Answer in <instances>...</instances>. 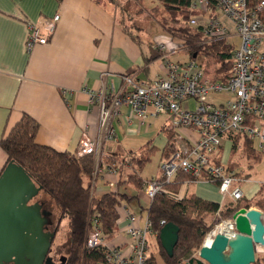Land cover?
<instances>
[{"label":"crops","instance_id":"1","mask_svg":"<svg viewBox=\"0 0 264 264\" xmlns=\"http://www.w3.org/2000/svg\"><path fill=\"white\" fill-rule=\"evenodd\" d=\"M56 15L60 16V21L48 44L35 45L29 50V25L43 27ZM161 36H168V41ZM160 43L176 49L177 55L186 54L185 42L175 40L156 21L148 31L128 29L110 1L0 0V142L27 114L39 124L37 143L59 152H77L85 136L100 137L99 109L90 104V97L84 89L121 91L125 88L124 77L130 74L138 81L149 82L164 77L167 68L165 53L157 48ZM183 43L184 47L181 46ZM158 51L161 57L148 62L151 54ZM161 116H165L166 123L159 125L158 132H151ZM149 120L153 123L148 124ZM113 126L117 141L103 142L102 149L106 153L137 151L152 141L161 157L167 144V135L162 129L170 126V118L161 114L142 123L131 117L129 106L124 104L119 108ZM116 145H121L123 150H117ZM162 164L161 158L159 176ZM6 165L7 156L0 145V174ZM130 170L127 166L125 172L128 174ZM117 181L118 175L101 169L95 185L96 194L109 191L112 183ZM128 192L131 201L124 202L119 208L117 232L111 239L104 240L105 247L117 248L126 254L130 251V236L126 232L128 213L135 215L139 226L144 228L148 216L144 217L143 210L147 212L149 207L141 202L142 195L146 196L144 191L130 185ZM180 193L184 197L195 195L221 206L225 203L218 186L205 181L184 185ZM39 197L38 200L42 201ZM52 213L53 227H56L57 212ZM64 221L69 233V222ZM63 222L53 247L62 246ZM260 251L259 256H264Z\"/></svg>","mask_w":264,"mask_h":264},{"label":"built area","instance_id":"2","mask_svg":"<svg viewBox=\"0 0 264 264\" xmlns=\"http://www.w3.org/2000/svg\"><path fill=\"white\" fill-rule=\"evenodd\" d=\"M189 10L196 13V16H191L189 24L202 27L205 43L226 41L233 46V68L228 82L214 78L205 66L195 60L189 63L172 61L170 57L178 51L160 43L157 48L165 53L167 68L164 77L149 82L127 75L124 77L125 88L121 91L84 89L90 97V104L99 109L100 137L85 136L77 152L81 156H94L95 175L98 176L103 142L117 141L113 121L122 105L129 106L131 117L142 123L150 117L165 114L169 116L170 126L178 138L174 153L163 160L161 176L145 182L144 192L148 199L152 201L160 194H168L178 200L185 198L180 192L175 194L166 188L182 173L196 179L185 182L183 186L199 181L219 182L223 203L227 199L237 202L245 198L241 183L247 180L237 170L222 164L220 152L225 141L233 146V138L240 137L252 140L254 148L264 154V20L261 17L264 4L253 8L248 0H191ZM59 21L60 16L56 15L43 27L29 25L27 48L47 45ZM225 21L231 24L232 30ZM234 39H238L240 45H236ZM190 100L197 104L194 111L189 109ZM108 170L118 175L116 170ZM116 184L112 183L110 190H115ZM128 217L126 232L130 236V251L126 254L117 248H107L108 262L150 264V238L156 236L151 223L147 219L146 226L142 228L135 215L129 212ZM226 223L230 229L225 234H233L232 217L222 221L221 225ZM165 225L166 222L162 221L161 226ZM220 232L217 227L204 244ZM104 240L97 221L87 239V247L104 246Z\"/></svg>","mask_w":264,"mask_h":264},{"label":"trees","instance_id":"3","mask_svg":"<svg viewBox=\"0 0 264 264\" xmlns=\"http://www.w3.org/2000/svg\"><path fill=\"white\" fill-rule=\"evenodd\" d=\"M61 1L58 0V2ZM158 2L167 13L174 17L175 22H184V26L177 27L176 33L185 42L186 54L190 56V59L197 61L201 56L212 58L218 65V80L228 82L233 68V46L226 41L204 42L202 27L189 24L190 16H192L189 10L191 0H158ZM248 2L253 8L264 4V0H248ZM261 17L264 20V10L261 12ZM159 51L153 52L148 62L161 57ZM39 128L37 121L25 114L3 137L0 145L7 156V164L13 161L20 165L36 185L42 187L39 198L48 210L57 212L58 231L63 220L69 222L67 245L52 246L50 255L58 264L62 256L66 257L65 264H109L107 247L103 245L87 247L89 234L94 223L98 221L106 239L115 236L119 208L124 202L131 201L129 186L136 187L138 191H144L146 181L142 178V172L157 149L152 146V141L137 151L127 153H106L103 148L98 169L116 170L118 181L115 190L96 194L95 185L99 175H95L94 156H81L78 152H59L51 147L40 145L36 140ZM162 130L167 135V144L161 158L167 160L175 151L178 137L171 126H165ZM233 140L232 152L234 153L240 147L239 144H242L244 153L253 161H258L264 155L254 148L253 141L248 138L234 137ZM127 166L131 169L128 174L125 172ZM228 167L231 170H237L233 163H229ZM187 181H196V179L179 173L173 183L166 188L176 194ZM214 184L219 186V182ZM263 192L262 189L255 198H243L237 202V205L227 206H221L195 195L181 200L168 194L157 195L150 202L147 211L151 230L156 235L154 238L156 244L151 250L149 259L150 264H158V257L163 264H181L184 260H188L200 250L206 236L213 230L214 225L206 221L207 217L221 215L228 219L239 210L249 209L252 206H257L264 211ZM162 221L166 224L173 223L180 229L179 241L173 257H169L165 252L159 238ZM259 257L262 260H257L253 264H264V256Z\"/></svg>","mask_w":264,"mask_h":264},{"label":"water","instance_id":"4","mask_svg":"<svg viewBox=\"0 0 264 264\" xmlns=\"http://www.w3.org/2000/svg\"><path fill=\"white\" fill-rule=\"evenodd\" d=\"M42 187L13 161L0 176V264H57L50 255L58 226L53 213L38 200ZM235 232L217 233L181 264H253L264 250V212L243 208L232 216ZM180 229L162 227L159 238L169 257L174 256ZM264 253V252H263ZM66 257L59 264H65Z\"/></svg>","mask_w":264,"mask_h":264},{"label":"rangeland","instance_id":"5","mask_svg":"<svg viewBox=\"0 0 264 264\" xmlns=\"http://www.w3.org/2000/svg\"><path fill=\"white\" fill-rule=\"evenodd\" d=\"M99 1L112 2L114 7L117 8L118 10L120 19L122 21L124 20L127 28L134 32L139 31V29L140 30L144 29L148 31L152 23L156 21L169 34L174 36L175 40L177 41L182 40L180 36L176 33L177 31L176 29L177 27H180L182 25L184 26V22L182 21H180L179 23L175 22L174 17H172L159 5L158 0H99ZM195 14L196 13H191L192 16H196ZM225 22L232 30L231 24L228 23L227 21ZM161 37L165 38L164 39L165 41H168V36H161ZM233 42L236 45H240V41L238 39H234ZM181 46L184 47V43ZM171 60L174 62H177L179 60L181 61V63H189L191 59L190 56L186 54L185 55L176 54L172 57ZM197 63L199 65L205 66V68H207V70L209 71V74H211L214 78L218 79L219 77L217 73L218 65L215 63V60H213L212 58H207L206 56H201L198 58ZM220 98H224V97H216V99H220ZM196 108H197L196 102L194 100H190L189 109L191 111H194ZM164 119L165 116H161L158 122L152 126L151 132H158L159 125L161 124L162 126L164 123H166L164 122ZM147 123L148 124L153 123V120H149ZM239 146L240 147L238 148V150L234 153V151L232 152V144L231 143L229 144L228 141L227 142L225 141L222 146V149L224 150L222 151V155L220 156L221 162L225 166H228L229 163H233L234 168L237 169L239 175H241V177L246 178L247 181L241 183L242 191L244 193L245 198L252 199L255 198L258 195V193L261 192L262 189L264 190V155L258 161H253L252 159H249V157L244 153L243 145L239 144ZM116 149L123 150V147L121 145H116ZM160 164H161L160 153L159 151L158 152L156 151L152 155L151 161L145 166L143 170V178L149 180L152 177H159L158 174H159ZM208 183L214 185V183L212 182H208ZM262 201L264 202V195ZM141 202L145 206V205H150L151 201L148 199V197L142 195ZM237 202H232L229 199H227L224 203V206L237 205ZM252 207L258 208L257 206H252ZM143 215L146 218L147 212L145 209L143 210ZM224 220L227 219L223 218L221 215H214L206 218V221L209 224L214 225L213 230H211V232L216 230L217 227H219L222 221ZM62 229L63 231H62L60 243L64 247L68 243V225L65 223V221L62 223ZM153 239H154L153 237L150 238L151 250L154 248L153 247L154 244H156L153 242L154 241ZM262 252H264V250H262ZM158 264H163L160 257H158Z\"/></svg>","mask_w":264,"mask_h":264},{"label":"bare ground","instance_id":"6","mask_svg":"<svg viewBox=\"0 0 264 264\" xmlns=\"http://www.w3.org/2000/svg\"><path fill=\"white\" fill-rule=\"evenodd\" d=\"M229 229H230V225L228 223L219 226V231H222L223 233L229 232ZM210 241L211 240L209 239L208 242Z\"/></svg>","mask_w":264,"mask_h":264},{"label":"flooded vegetation","instance_id":"7","mask_svg":"<svg viewBox=\"0 0 264 264\" xmlns=\"http://www.w3.org/2000/svg\"><path fill=\"white\" fill-rule=\"evenodd\" d=\"M53 228H54V227L52 226L50 229L53 230ZM57 264H58V263H57Z\"/></svg>","mask_w":264,"mask_h":264}]
</instances>
